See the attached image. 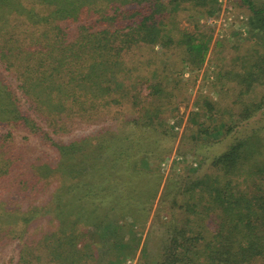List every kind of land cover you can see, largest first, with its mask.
I'll use <instances>...</instances> for the list:
<instances>
[{
  "label": "trees",
  "instance_id": "trees-1",
  "mask_svg": "<svg viewBox=\"0 0 264 264\" xmlns=\"http://www.w3.org/2000/svg\"><path fill=\"white\" fill-rule=\"evenodd\" d=\"M179 1L200 6L206 15L214 12L210 3L215 0H0V67L5 64L6 68L13 69L24 101L30 102L34 111L46 118L57 117L60 121L77 112L97 111L102 104L119 103L116 95L129 94L126 81L122 80L130 70V62L124 54L134 52L136 47L148 53L145 49L152 50L154 45L162 46L164 40H171L162 18L171 9L168 6L176 7L173 4ZM240 1L247 5L250 13L249 37L253 49L240 69L229 68L221 77L236 83L238 88L232 89L237 92L236 101L243 107L234 112L235 119L229 114V119L223 121L216 118L213 102L205 97L202 103L196 100L198 109L191 112L190 122L197 124V131L210 136L209 141L230 133L232 140L224 151L210 159L203 175L187 184L189 197L185 200V213L164 248L156 253V264H264V125L252 127L245 135L235 134L239 125H247V120L264 105V1ZM88 19L94 26L82 25ZM181 37L178 43L184 45L185 60L198 68L207 42L203 37L186 32ZM140 61L137 58L135 63ZM160 83L159 77L146 88L150 93L159 92ZM255 85L262 86L260 99L244 103L243 97L254 90ZM13 91L0 76V124L23 127L33 135L47 136L45 139H50V144L58 148L59 158L68 151L74 152V145L52 141L27 113L31 106L23 105ZM163 106L162 102L148 107L132 120H142L149 126L163 112ZM202 116L203 120L199 119ZM113 133L111 139L115 137L117 142L127 144L119 145L120 152H112V158L94 165L95 170L89 173L99 172L93 176L96 177L94 183H62L45 206L14 205L22 190L13 183L17 180L15 175L11 180L6 175L13 165L19 164L15 156H8L6 152H14L15 147L8 145L10 150H0V256L5 249V238L17 230L18 223L25 228L48 209L47 206L59 223L40 243L54 264L72 260L75 255L80 260L83 256L89 257L88 253L84 254L82 245L77 246L84 237L78 225L79 216L78 220L70 221L68 215H59L61 207L71 209L73 214L85 203L89 208H101L103 219L90 222L102 224L119 215H128L133 211L131 208L143 209V200L149 193L141 186L130 189L128 181L131 176L138 181L150 166L135 162L123 165L126 157L140 159L141 148L132 146L131 142L128 144L127 136ZM109 161L112 164L105 165ZM33 163L30 165H49ZM81 185L86 188L82 189ZM130 190L135 195L131 196ZM89 211L95 215L98 210Z\"/></svg>",
  "mask_w": 264,
  "mask_h": 264
},
{
  "label": "rangeland",
  "instance_id": "rangeland-1",
  "mask_svg": "<svg viewBox=\"0 0 264 264\" xmlns=\"http://www.w3.org/2000/svg\"><path fill=\"white\" fill-rule=\"evenodd\" d=\"M173 5L177 6L169 5L171 9L162 18L164 23L166 21L171 40H164L162 46L154 45L152 50L145 49L148 53L139 47L134 52L127 51L124 57L130 62V70L122 80L126 81L129 94L116 95L119 103L102 104L97 111L77 112L66 115L60 121L57 117L46 118L36 113L30 102L24 101L17 88L18 81L13 69L6 68L5 64L0 67L1 78L7 80L23 105L31 106L27 113L53 138L52 141L59 145H74V152L70 149L71 152L59 158L58 148L50 144V139H45L47 136L33 135L23 127L0 124V150L7 151L14 146V152L6 153L15 156L16 164H19L13 165L12 171L6 175L8 180L15 175L17 180L13 183L22 190L17 194L18 202L14 205L45 206L62 183H94L96 177L93 176L99 173L89 174L95 170L94 165L112 158V152H120L119 145L127 144L117 142L115 137L111 139L113 132L127 136L130 140L128 144L131 142L132 146L141 148L140 159L135 161L130 156L126 157L123 165L135 162L136 165L150 166V170L146 168L137 178L138 181L133 180L132 176L128 181L130 189L141 186L149 193V197L143 200L142 210L131 208L133 211L128 215H119L117 219L102 224L90 222L91 219H103L104 214L99 212L101 208H89L87 203L74 214L71 209H59V215H68L70 221L78 220L79 216L78 225L84 231V237L77 246L82 245L84 254L88 253L89 256H83L80 260L75 255L72 260L63 261L62 264H108L109 261L114 264H156V253L164 248L185 213V200L189 197L187 184L203 175L208 170L210 159L224 151L232 140L230 133L209 141L210 136L197 131L198 126L190 122V117L193 115L191 112L198 109L196 100L202 103L204 97L215 104L213 112L219 120H228L229 114L235 119L237 116L234 112L243 107L236 101L237 92L232 89L238 88L236 83L226 81L221 76L229 68L240 69L247 54L252 52L247 5L240 0H215L210 3L214 10L210 15L202 13L200 6L187 1ZM84 24L94 26L90 19L83 21ZM183 32L203 37L207 42L204 59L198 68L185 60L184 45L178 43ZM259 47L261 44L257 46V54ZM137 58L141 61L135 63ZM145 77L150 79L146 80ZM159 77L161 90L150 93L147 84L157 81ZM117 91L121 93L119 88ZM262 92V86L255 85L254 90L243 97L244 103L259 100ZM162 102L163 112L159 114V120L154 119L153 124L146 126L142 120H132L140 116L144 109ZM247 121V125H239L235 134L245 135L252 127L264 125V105ZM203 157L206 158L202 161ZM34 161L49 165H30ZM57 162L61 165H56ZM111 164V161L105 162V165ZM81 186L82 189L86 188V185ZM130 193L131 196L135 195L133 190ZM47 207L25 228L18 223L17 230L5 238L0 264H54L40 243L43 236L51 235L59 223L55 214L49 213L51 207ZM91 209L98 211L93 215L89 211ZM19 229L24 231L20 232Z\"/></svg>",
  "mask_w": 264,
  "mask_h": 264
}]
</instances>
